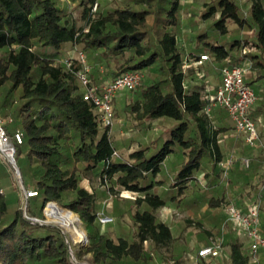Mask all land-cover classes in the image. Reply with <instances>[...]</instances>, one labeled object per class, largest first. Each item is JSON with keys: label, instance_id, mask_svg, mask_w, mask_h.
Wrapping results in <instances>:
<instances>
[{"label": "trees", "instance_id": "16d2710c", "mask_svg": "<svg viewBox=\"0 0 264 264\" xmlns=\"http://www.w3.org/2000/svg\"><path fill=\"white\" fill-rule=\"evenodd\" d=\"M94 1L0 0V112L15 122L12 129L4 128L13 139L16 163L23 156V186L36 192L26 199L24 216L18 188L0 163V264H79L71 260L59 229L31 221L44 219L48 202L70 209L82 221L88 244L74 246L78 262L88 254L90 264H155L153 253L171 251L174 242L158 210L170 204L196 205L211 192L215 183L206 180L200 195H186L199 184L205 164L218 167L221 174L220 139L234 130L226 109L206 111L212 96L207 78L220 74L225 65L248 64L250 77L244 81L258 96L249 114L256 123L264 115V0H203L199 17L210 22L192 34L193 45L192 38L186 45L180 35L183 7L192 0H122L111 9L98 2L92 11ZM73 8H80L83 25H77ZM229 23L252 35L231 36ZM67 49L108 64L105 68L95 62L89 72L97 83L107 69L104 80L127 70H147L132 90L135 97L128 109L137 122L166 118L173 124L125 157L119 155L109 125L101 126L73 73L57 61ZM201 54L207 59L200 60ZM72 60L79 69L75 55ZM16 129L21 142L13 137ZM167 158L179 163L171 176L164 170ZM252 170L251 164L245 168L246 173ZM89 173L97 174L112 194H132L130 236L100 230L94 192L80 184ZM233 182L229 178L226 185ZM226 185L221 197L207 199L209 207L225 201ZM254 197L261 204L264 187ZM217 232L224 234L219 227ZM225 236L228 264H264V249L252 263L249 248Z\"/></svg>", "mask_w": 264, "mask_h": 264}, {"label": "rangeland", "instance_id": "374dc122", "mask_svg": "<svg viewBox=\"0 0 264 264\" xmlns=\"http://www.w3.org/2000/svg\"><path fill=\"white\" fill-rule=\"evenodd\" d=\"M99 6L111 9L116 5L122 4V0H98ZM203 0H192L188 1L187 4L184 5L181 19H182V30H181V41L184 44H188V38H192L191 44H194L192 34L201 29L203 26H207L210 22V19L206 21H202L199 17V13L202 9L201 3ZM73 17L76 20L78 26L83 25V19L80 17V8H73L72 9ZM230 27V35L231 36H238L240 38L250 37L252 32L248 29L238 30L235 26L229 23ZM192 36V37H191ZM249 49L246 47V50ZM75 49H67L64 51V54L57 59V61H63L66 57L70 55H74ZM84 57L86 63L90 66V71L92 69L95 70V62H97L95 56L88 57L86 53H84ZM209 59V58H208ZM97 63H102V65L107 68L108 64L102 60ZM246 68L245 75L249 74V68L245 64H241ZM108 72H101L100 81H104V77H109V70ZM144 78L147 74V70H143ZM96 74V73H95ZM97 77V76H96ZM107 77V78H108ZM220 74L216 72L214 75H210L207 79L210 83L209 92L211 95L214 94V88L219 84ZM76 79V78H75ZM103 80V81H102ZM77 81V80H76ZM93 81V80H92ZM78 82V81H77ZM94 82V81H93ZM97 83V82H96ZM133 91L122 90L119 92L113 100V116L109 125V134L111 140L114 143L115 150L119 155L125 157L132 149H135L140 145H144L148 143L152 138H154L155 134L159 131H166L169 127L173 124V121L166 119V118H155L150 120L148 123L137 122L133 118V114L128 109V104L134 100ZM214 109H218V107L214 106ZM0 117L5 120L4 125L7 129H12L14 127L15 122L12 121V117L5 116L0 112ZM11 118L10 121L7 119ZM149 124V126H147ZM263 124L262 121L257 122L258 129H262L261 125ZM8 135V143L7 147L13 146L14 144L11 137ZM245 149V148H244ZM4 151L0 150V163L5 166L6 173H10L12 177L13 184L18 188V195H19V208L23 212L24 216L26 214V208H23L24 202V194L22 189V177L21 174L18 176L16 174L15 169L13 168L12 164L8 161ZM14 154V152H13ZM23 156L17 158V167L19 170V165L22 166L23 164ZM178 160L169 158L165 162V172L169 176L174 172L176 167L178 166ZM205 170V168H204ZM20 173V171H19ZM264 171L257 177L254 185L251 186H242L233 188V186H227L226 184V191H234L235 196L240 191H246L248 197V203H251L254 199V196L257 195V190H260L264 187ZM199 184L191 186L187 191L186 195L187 198L196 197L203 192L205 186H207L206 181L204 178L199 175ZM80 184L90 191L94 192L95 195V209L97 211V216L100 215H107L112 217V221L106 224H102L99 222V227L101 231H109L111 235H126L130 236L131 233L134 231V225L131 220V211H132V194L127 191H121L119 194H112L108 191L107 186L101 183L99 176L95 173L86 174L85 177H82ZM259 185L257 188L256 186ZM254 186V187H253ZM28 190L34 191V188H30ZM211 192L208 195L201 199L198 204L190 206L188 204H183L180 206L175 205H167L166 207H162L158 210V215L161 220L166 222L171 229V232L174 236V242L172 245L171 251H162V253H153L155 264H200L199 262L195 261V256L199 248L210 244L213 240L217 238L223 239L222 244V251L221 256L224 260H226L227 255H224L223 246L224 241L226 240L227 233L229 232H236L237 227L231 220L228 218L227 213L224 209L225 201H232L236 205V201L231 198L225 199V201L219 205L218 207L211 208L207 204V199L213 196H221V186L217 189L210 190ZM230 193V192H229ZM246 195V196H247ZM253 195V196H252ZM264 202V200H262ZM261 202V204H263ZM57 204V203H56ZM59 205V204H58ZM60 207L70 210L66 207L59 205ZM45 210V213H44ZM71 211V210H70ZM73 213V212H72ZM74 216L77 218L76 225L83 229L85 232V241L75 239L73 230L70 228H65L61 226L56 220L53 218L48 217L46 213V205L43 208V215L44 219L39 220L41 223L50 224L57 229H59L69 246L70 250V257L71 260L75 263L79 264H90L86 259L88 254L84 256L85 260L82 262H78L74 255V246L77 244L80 245H87L88 244V236L86 233V229L79 219V217L73 213ZM190 221V223H189ZM224 233L220 235L217 232V228ZM202 229H206L210 231V234L207 235L203 232ZM257 259L260 257L258 254ZM250 261L253 263L255 261L252 260L250 256Z\"/></svg>", "mask_w": 264, "mask_h": 264}, {"label": "built area", "instance_id": "2783aa9c", "mask_svg": "<svg viewBox=\"0 0 264 264\" xmlns=\"http://www.w3.org/2000/svg\"><path fill=\"white\" fill-rule=\"evenodd\" d=\"M98 5V0H95L92 5V11H95ZM79 60L81 67L77 70L73 66V56ZM70 55L63 59L66 68L73 73L76 80L82 89L83 100L90 103L98 116V120L102 127L110 125L113 116V100L116 95L122 90L132 91L136 89L144 79V72L139 69L127 70L120 74L106 79L103 82L96 83L89 77L90 66L86 63L84 53ZM207 59L206 55H200V60ZM246 66L249 65L245 63ZM102 71V68H101ZM246 68L243 65H225L220 69L221 83L216 88L214 94L210 97L211 102L207 106L208 112L211 107L220 106L226 109L234 123V129L238 135H242L244 142L249 146L258 144L259 132L256 122L251 118L249 111L251 106L258 99L255 91L248 86L244 81ZM8 121L11 118L7 119ZM5 120L0 117V150L4 151L1 144H8V135L4 128ZM13 137L17 142H21L22 134L19 130H15ZM12 139V137H11ZM13 141V139H12ZM7 147V146H6ZM10 152L6 154L8 161L12 164L19 176L17 164L13 152V146L9 147ZM232 159L222 160L220 163L222 177L225 178L228 173ZM242 162L245 166L249 165V159L243 158ZM20 177V176H19ZM23 188L24 199L35 194ZM224 209L228 218L235 224L238 231L245 234L248 239V248L253 261H257L258 252L264 249V233H262L260 220V199L256 198L251 203H247L245 208L237 206L232 201H225ZM98 220L102 224L112 221V217L107 215L98 216ZM223 239L217 238L210 244L201 247L197 251L198 258H208L219 256L222 251Z\"/></svg>", "mask_w": 264, "mask_h": 264}, {"label": "crops", "instance_id": "0c3cea01", "mask_svg": "<svg viewBox=\"0 0 264 264\" xmlns=\"http://www.w3.org/2000/svg\"><path fill=\"white\" fill-rule=\"evenodd\" d=\"M247 76L250 77L249 74H247L246 77ZM262 120H264V115L258 116L257 122L258 121L260 122ZM256 126H258L257 123H256ZM261 126L263 127V129H258L257 127L260 140L258 144H256L255 146L247 145L244 142L243 136L238 135L235 129L222 134L221 139H220V144H221V149L223 152V160L232 159V162L228 169L227 176L225 178L222 177V173L218 175L217 173L219 170L218 167L214 168L213 170L212 167L210 166V163L205 164V170L199 173L198 176L201 175L204 178L205 174L208 175L206 178H204V180L205 181L213 180L215 183V186L212 189L214 190L217 189L219 186L227 184L229 178L234 179L232 186L233 188L237 187L236 190H238L239 187H242V186L254 185V182L256 181L257 177H260V175L264 171V123ZM138 147L139 146L137 145L136 148ZM243 158L249 159L248 166H245L243 164L242 162ZM168 159L169 158H167L166 160ZM250 164L253 165V170L249 173H246L245 168L249 167ZM198 176L197 178H199ZM229 192L226 191L225 199L231 198L234 201H236V203L238 204L237 206L241 208H245L246 204L248 203V199L246 197H248L250 194L247 195L246 191L242 192L239 190V193L235 196L234 191L232 192L229 191ZM221 196H215V197L217 198ZM256 198L257 197H254V199L252 200H255ZM262 200H264V198ZM262 203L263 204H260L261 227H262V222L264 221V202ZM211 208H215V207H211ZM227 234H230L233 237L238 238L241 242L244 243L245 247H248V239L246 238L243 232L236 230V232H229ZM223 251H224V255L228 254V256L226 257V260L222 258L221 254L219 256L208 257L204 259V258H198L197 253H196L195 261L199 262L200 264H228L229 246L225 244V241H224ZM258 254H260V251L258 252Z\"/></svg>", "mask_w": 264, "mask_h": 264}, {"label": "bare ground", "instance_id": "6f19581e", "mask_svg": "<svg viewBox=\"0 0 264 264\" xmlns=\"http://www.w3.org/2000/svg\"><path fill=\"white\" fill-rule=\"evenodd\" d=\"M1 146L4 148V152H10L9 147H6V144L3 143ZM46 213L48 217L56 220L61 226L72 229L75 239L85 241V232L76 225L77 218L71 211L60 207L55 202H50L46 205Z\"/></svg>", "mask_w": 264, "mask_h": 264}, {"label": "water", "instance_id": "95a60500", "mask_svg": "<svg viewBox=\"0 0 264 264\" xmlns=\"http://www.w3.org/2000/svg\"><path fill=\"white\" fill-rule=\"evenodd\" d=\"M17 170H18V168H17ZM24 188V186L22 185V189ZM50 202H48L46 205H48ZM26 204H27V201H26V199L24 200V202H23V208H26ZM68 211H70V210H68ZM72 212V211H71ZM44 213H45V210H44ZM31 221H33V222H37V223H41V222H39V220L37 219V218H31ZM87 238V237H86ZM84 264V263H83Z\"/></svg>", "mask_w": 264, "mask_h": 264}]
</instances>
